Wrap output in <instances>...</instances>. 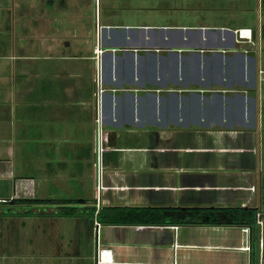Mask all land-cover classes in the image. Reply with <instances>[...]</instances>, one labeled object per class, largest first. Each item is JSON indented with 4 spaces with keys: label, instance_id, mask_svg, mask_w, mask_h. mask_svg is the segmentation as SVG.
<instances>
[{
    "label": "crops",
    "instance_id": "crops-1",
    "mask_svg": "<svg viewBox=\"0 0 264 264\" xmlns=\"http://www.w3.org/2000/svg\"><path fill=\"white\" fill-rule=\"evenodd\" d=\"M118 1L122 6L126 0ZM153 1L159 12L142 17L122 9L102 15L101 0H94V29L78 28L70 19L65 33L56 34L49 21L34 14L22 34H0V264H264L261 210L254 243L248 225H96L94 214L78 215L83 206L132 204L101 195L93 204L82 197L69 215L57 213L53 202L18 200L52 198L41 191L56 172L51 173L50 158L38 156L70 154L64 142L73 137L84 139V150L98 127L99 140L116 145L126 139L114 159L100 161V173L103 167L113 190L139 185L130 180L144 169L163 171V185H174L177 175L170 173L179 168L173 167L191 155L197 167L220 170L228 179L204 176L192 185L240 187L241 197L226 195L219 205L260 209L255 188L263 180L262 161L255 150L264 133L258 107L264 84L262 22L232 25L230 12H212L222 9L217 2L233 0ZM30 6L33 10L34 3ZM186 9L195 13L186 15ZM240 27L251 28L252 41L238 38ZM30 155L38 164L24 163ZM233 228L239 229L238 242H232Z\"/></svg>",
    "mask_w": 264,
    "mask_h": 264
},
{
    "label": "rangeland",
    "instance_id": "rangeland-1",
    "mask_svg": "<svg viewBox=\"0 0 264 264\" xmlns=\"http://www.w3.org/2000/svg\"><path fill=\"white\" fill-rule=\"evenodd\" d=\"M120 1L112 0V5L108 2L104 4V0H101V14H109L114 10H121L125 14L136 13L138 15L145 16L148 12L158 13L160 4L149 2H144V0H126L121 2L122 6L119 4ZM27 6H26V4ZM30 3H34V9H31ZM201 4H208L206 2H200ZM185 4V1H184ZM230 4V5H229ZM232 4V5H231ZM128 5L129 7H127ZM216 6L222 7L221 10H216L218 15L221 13L229 14L230 20H228L232 25L236 24H248L250 26H257L258 21L262 22V27L264 31V0H233L231 3L217 2ZM233 6V7H232ZM89 8L88 13H83L84 8ZM232 7V8H231ZM128 8V11L126 10ZM136 8V9H134ZM140 9V10H139ZM231 9V11H228ZM182 13L181 10L176 11ZM184 14H194L195 11L184 10ZM202 13L211 12V11H201ZM36 14L38 18H44L46 24L49 21V24L56 29V34L65 33V26L68 23V20L72 19L77 20L78 28L81 25L89 24L94 29V0H0V34L6 36L7 38H14L16 34H22L23 31L27 30V25L32 23L33 16ZM216 18H219L216 16ZM223 19V16L221 17ZM31 19V20H30ZM26 26V27H25ZM68 26H66L67 28ZM26 28V29H25ZM85 28V27H84ZM24 31V32H25ZM64 44V43H63ZM262 56L264 57V46L261 50ZM264 67V60H263ZM262 96L259 103V108L262 110L261 115L264 116V84L262 85ZM259 110V109H258ZM260 114V113H259ZM263 120V118H262ZM264 124V122H263ZM264 130V127H263ZM81 139V143H77ZM258 146L255 150L257 161H262V170L260 176H264V133L261 138H258ZM84 139L82 138H70L67 140V145L71 149V153L68 154H49V155H39L38 159L41 158H50V163L53 165V171L56 172L55 179H49L42 186V194H47L55 199H63L65 197H85L90 200L93 204L97 202V197H109L110 201L113 203H123L130 201L132 204H142V205H219L222 203L221 199L226 198V195L241 197L243 195V190L240 187H226V186H196L192 185L193 183L201 182L204 176H209L214 182H225L226 177L220 175V170L209 169L208 167L199 164V167L194 165L191 155H184L185 160L183 163H179L173 168H179L172 170L170 174H174L176 179L173 181L174 185H163L164 180L162 175L163 171H148L144 169L139 171L137 174H140V177H136L137 180H130L133 184L131 186H120L116 190H113V186L107 185L108 180L104 177L103 167L101 168V173L99 175V183L96 185L95 182V137L93 134L92 138L87 139V146L84 150H81ZM126 142V139H121L116 145L112 140L107 138H101L99 143V159L101 163L106 160L107 157L113 158L117 156L120 152L123 144ZM77 143V144H76ZM93 148V149H92ZM255 148H252L254 150ZM81 150V151H80ZM251 153V152H250ZM209 156V155H208ZM219 155H216V157ZM226 158L230 156L229 154L225 155ZM159 157V156H158ZM34 155H30L25 159L24 163L27 166L32 164ZM37 159V157H35ZM30 160V161H28ZM217 163V161H214ZM243 162V161H240ZM30 163V164H29ZM34 164H38L34 162ZM67 170H72L76 168L72 173ZM55 169V171H54ZM206 172V173H205ZM30 174V176L35 177L37 175L33 170H25V174ZM178 177V178H177ZM223 178V180H222ZM263 180L259 181V184L256 185L257 190V203L260 205V210L264 212V189L262 187ZM100 184V185H99ZM187 184V185H184ZM101 187V191H100ZM227 197V198H228ZM263 198V201H261ZM96 199V201H95ZM99 199V198H98ZM224 202V201H223ZM239 202V201H238ZM82 202H61L56 203L54 206H61L64 204L68 205H77L81 206ZM55 204V203H53ZM78 213V215H84L85 209ZM69 215V214H68ZM258 225V223H257ZM8 230H11V226H8ZM258 227L257 233L258 234ZM13 236H16L15 232ZM240 234L239 229L233 228L232 242H238V235ZM262 234V233H261ZM263 234H264V218H263ZM25 238L28 233L25 232ZM258 242V237H256L255 243ZM264 242V238H263ZM262 244V242H261ZM264 245V243H263ZM256 246V244H255ZM254 248V247H253ZM254 252V251H253ZM233 255L239 257V253L236 251L231 252ZM237 261L239 258L236 259ZM57 262V260L55 261Z\"/></svg>",
    "mask_w": 264,
    "mask_h": 264
},
{
    "label": "trees",
    "instance_id": "trees-1",
    "mask_svg": "<svg viewBox=\"0 0 264 264\" xmlns=\"http://www.w3.org/2000/svg\"><path fill=\"white\" fill-rule=\"evenodd\" d=\"M262 187L264 189V176ZM20 202H84V198H19ZM59 214H74L77 205L64 204L56 206ZM86 213L93 215L101 223H141V224H238L252 228V240L255 243L257 233V206L250 205H132L104 204L98 209L95 205L83 206ZM81 209V210H82ZM256 249L255 244H253Z\"/></svg>",
    "mask_w": 264,
    "mask_h": 264
},
{
    "label": "built area",
    "instance_id": "built-area-1",
    "mask_svg": "<svg viewBox=\"0 0 264 264\" xmlns=\"http://www.w3.org/2000/svg\"><path fill=\"white\" fill-rule=\"evenodd\" d=\"M235 30H236V33H237L239 39H245L249 42L252 41V30L250 27H240V28H236ZM97 52H99V53L102 52V49L100 47H97ZM96 83H97L98 93L102 92L104 88L100 84V76L97 77ZM98 224H99V222L96 221V225H98ZM96 261H97L96 263H98L99 259L97 258Z\"/></svg>",
    "mask_w": 264,
    "mask_h": 264
},
{
    "label": "water",
    "instance_id": "water-1",
    "mask_svg": "<svg viewBox=\"0 0 264 264\" xmlns=\"http://www.w3.org/2000/svg\"><path fill=\"white\" fill-rule=\"evenodd\" d=\"M99 134H98V127H96V132H95V145H94V150H95V181L98 183L99 181V174H100V159H99Z\"/></svg>",
    "mask_w": 264,
    "mask_h": 264
}]
</instances>
